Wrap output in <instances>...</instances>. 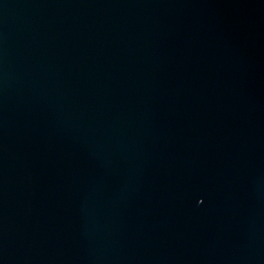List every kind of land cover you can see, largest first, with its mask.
<instances>
[{"label":"water","instance_id":"obj_1","mask_svg":"<svg viewBox=\"0 0 264 264\" xmlns=\"http://www.w3.org/2000/svg\"><path fill=\"white\" fill-rule=\"evenodd\" d=\"M0 264H264V0H0Z\"/></svg>","mask_w":264,"mask_h":264}]
</instances>
